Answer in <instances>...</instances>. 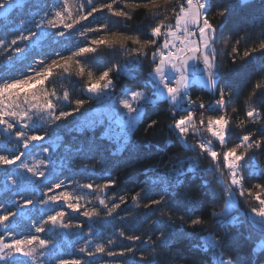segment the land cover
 <instances>
[{"label": "snow or ice", "instance_id": "snow-or-ice-1", "mask_svg": "<svg viewBox=\"0 0 264 264\" xmlns=\"http://www.w3.org/2000/svg\"><path fill=\"white\" fill-rule=\"evenodd\" d=\"M236 8L0 0V264H163L182 258L180 237L204 264H264V67L236 117L218 47L229 76L264 55V0ZM162 107L171 135L135 140ZM156 155L130 201L116 191L114 173Z\"/></svg>", "mask_w": 264, "mask_h": 264}, {"label": "trees", "instance_id": "trees-1", "mask_svg": "<svg viewBox=\"0 0 264 264\" xmlns=\"http://www.w3.org/2000/svg\"><path fill=\"white\" fill-rule=\"evenodd\" d=\"M216 2L221 6H232L236 8V5L238 3V0H216ZM253 3L256 5H259L260 0H252ZM215 11V9H214ZM251 9L249 8H236L237 12V19H242L244 17H247L251 14ZM146 23L145 16L141 13L136 16V18L129 22L128 29L141 24ZM214 23H219V18L214 19ZM258 31V30H257ZM249 35L247 32H241L240 36L244 37ZM256 37L253 35L250 40H242L240 44V49L243 51L244 47L247 45H250L253 40H255ZM234 42V40H233ZM219 49L221 53L220 62L223 64V72L222 76L225 77L230 83L234 85V87L238 90V94L233 100V103L229 105V112L231 113L232 107H237L239 111L235 114H233L236 117H240L243 114L244 109V100L248 94V91L251 87V83L257 79L258 75L260 74V69L264 67V55L257 52L252 55L249 62L245 66L244 71L238 76H229L228 75V69L233 67L231 64V58L229 56H226L224 53L230 52V47L225 49L223 41L219 44ZM119 59V58H118ZM243 62L239 59L237 60V64L235 67L239 69L241 67V64ZM120 83H124V81H121ZM74 95L78 94V89L74 91ZM195 95L200 96L203 98L206 102L211 99V96L206 91H198ZM166 113V108L162 107L159 112L152 113L151 119H156L160 122L159 127L156 129L151 130L150 132L146 133L144 131V128L141 127L140 131L136 133V135L133 137L135 140L138 141H144L149 140L152 145H155L158 141L161 140V137L164 136H170L171 134L168 131L167 124L169 123V117ZM233 132L239 133V129L233 127ZM235 139V137H233ZM175 154V155H174ZM169 157H173V160H175L176 156H183L185 153L182 152L179 146L172 147L171 150L167 154ZM187 155H191V153H188ZM159 159V156L156 155L152 159H141L140 161L134 163V165L127 169H122L121 171L114 173V175L117 178V182L119 184V188L116 189L117 192H123L126 191L129 193V201H130V195L134 191H139L140 187V180L142 179V172L143 169L150 166L151 164L155 163L156 160ZM94 163V161H93ZM205 164H207V161H204ZM257 163L264 167V155L260 156L257 160ZM81 161L77 160L74 167H80ZM77 179H80V177H77ZM102 182V181H97ZM215 186V185H214ZM193 196H195V193H192ZM222 206V205H221ZM219 207H217V210H219ZM139 211H143V208H141ZM211 221L206 218V225H210ZM188 231H192L189 229ZM195 238L193 237H180L175 241V249L180 253L181 259L177 260H171L167 261L165 260L163 264H204V257L203 255L195 248L193 245L195 244Z\"/></svg>", "mask_w": 264, "mask_h": 264}, {"label": "built area", "instance_id": "built-area-1", "mask_svg": "<svg viewBox=\"0 0 264 264\" xmlns=\"http://www.w3.org/2000/svg\"><path fill=\"white\" fill-rule=\"evenodd\" d=\"M192 155V154H191Z\"/></svg>", "mask_w": 264, "mask_h": 264}]
</instances>
